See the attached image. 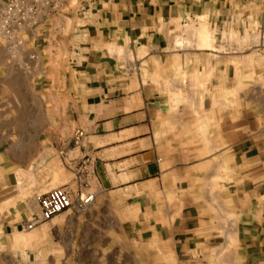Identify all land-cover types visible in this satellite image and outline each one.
<instances>
[{
    "label": "crops",
    "instance_id": "obj_1",
    "mask_svg": "<svg viewBox=\"0 0 264 264\" xmlns=\"http://www.w3.org/2000/svg\"><path fill=\"white\" fill-rule=\"evenodd\" d=\"M247 7L246 0L68 2L16 54L0 48V221H27L38 213L33 199L52 189L126 191L163 174L162 95L186 57L169 49L170 35L189 23L230 31L255 19L264 28ZM239 218L236 263L264 264V210Z\"/></svg>",
    "mask_w": 264,
    "mask_h": 264
},
{
    "label": "rangeland",
    "instance_id": "obj_2",
    "mask_svg": "<svg viewBox=\"0 0 264 264\" xmlns=\"http://www.w3.org/2000/svg\"><path fill=\"white\" fill-rule=\"evenodd\" d=\"M246 2L264 25V0ZM254 24L189 23L170 35L169 49L187 59L162 95L163 174L126 191L69 192L92 201L32 231L25 218L0 221V264H237L239 215L264 210V28Z\"/></svg>",
    "mask_w": 264,
    "mask_h": 264
},
{
    "label": "built area",
    "instance_id": "obj_3",
    "mask_svg": "<svg viewBox=\"0 0 264 264\" xmlns=\"http://www.w3.org/2000/svg\"><path fill=\"white\" fill-rule=\"evenodd\" d=\"M69 0H7L0 9V48L16 54L37 24L46 16L60 10ZM32 59V58H31ZM82 137L75 133V140ZM63 188L52 189L36 197L38 213L26 221L24 229L32 231L49 222L56 215L77 206L84 210L92 201V197L77 198Z\"/></svg>",
    "mask_w": 264,
    "mask_h": 264
},
{
    "label": "bare ground",
    "instance_id": "obj_4",
    "mask_svg": "<svg viewBox=\"0 0 264 264\" xmlns=\"http://www.w3.org/2000/svg\"><path fill=\"white\" fill-rule=\"evenodd\" d=\"M203 46H205V47H209L208 45H206V44H203Z\"/></svg>",
    "mask_w": 264,
    "mask_h": 264
}]
</instances>
